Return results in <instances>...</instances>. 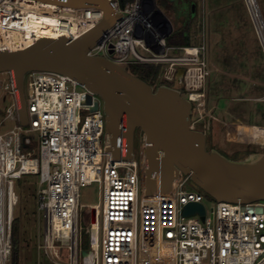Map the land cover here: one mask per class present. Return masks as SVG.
<instances>
[{"label": "built area", "instance_id": "1", "mask_svg": "<svg viewBox=\"0 0 264 264\" xmlns=\"http://www.w3.org/2000/svg\"><path fill=\"white\" fill-rule=\"evenodd\" d=\"M110 1L123 17L89 55L126 70L153 64L158 68L155 89L162 82L177 83L187 92L185 98L199 103L210 74L206 44L170 46L171 27L155 0ZM21 2L0 0L2 36L23 24ZM80 15L92 25L89 30L104 18L97 8L82 9ZM3 43L0 38V52L35 44L23 49ZM1 74L8 79H0V99L7 93L11 103L0 119V264H13L14 210L19 203L15 180L24 175L39 176L44 231L38 248L54 264H264V200L216 201L208 210L205 200L210 197L203 190H185L191 178L181 171L171 192L161 190L158 172L156 191L148 194L145 155L115 156L99 95L61 73L30 72L26 88L24 84L29 122L23 126L14 75ZM86 95H91L90 103H84ZM7 121L14 127L3 131ZM93 184H98L101 197L96 210L80 203L81 189ZM190 203L203 204L205 215H184ZM86 230L91 240L83 249L81 231Z\"/></svg>", "mask_w": 264, "mask_h": 264}, {"label": "water", "instance_id": "2", "mask_svg": "<svg viewBox=\"0 0 264 264\" xmlns=\"http://www.w3.org/2000/svg\"><path fill=\"white\" fill-rule=\"evenodd\" d=\"M40 1L77 9L97 8L104 12V18L77 39L41 38L25 50L0 52V74L14 75L23 126L29 122L25 76L30 72L61 73L76 79L103 100L106 130L116 157L133 158L136 131L143 132L148 194L156 191L158 172L161 190L171 192L172 182L181 171L217 202L264 200V155L234 161L218 151H209L207 133L193 128V103L179 89L168 85L155 89L107 58L89 55L98 40L123 17L110 0ZM166 19L172 31L171 22ZM91 100V95H86L83 101ZM97 108L98 104L94 110ZM195 213L204 216V205L190 203L184 209L186 216ZM95 214L93 209V220Z\"/></svg>", "mask_w": 264, "mask_h": 264}, {"label": "rangeland", "instance_id": "3", "mask_svg": "<svg viewBox=\"0 0 264 264\" xmlns=\"http://www.w3.org/2000/svg\"><path fill=\"white\" fill-rule=\"evenodd\" d=\"M207 8L217 14L215 26L218 31L209 36L207 59L209 77L204 88V98L193 104V128L207 133V148L218 151L234 161H245L251 157L264 155V50L246 0H205ZM264 18V0H257ZM160 3V1H159ZM213 3V4H212ZM210 18L205 22L208 26ZM200 39L204 24L199 23ZM209 35V34H208ZM192 45H201L200 41ZM7 78L0 74V79ZM25 80V88L28 83ZM182 91L177 83H167ZM158 87H156L157 89ZM11 103L5 93L0 99V119L2 111ZM14 127L7 121L3 131ZM135 150L138 159L145 155L144 134L136 131ZM187 191L201 189L192 181L184 186ZM39 176L24 175L15 180V191L19 203L14 210L18 258L16 264H54L38 246L43 241L44 213L38 204ZM80 203L90 206L101 203L98 184L81 189ZM216 200L207 198L205 204L210 210ZM85 213L82 212V215ZM82 228L86 222L81 220ZM83 249L90 246V230L81 231ZM62 261L68 262L67 250Z\"/></svg>", "mask_w": 264, "mask_h": 264}, {"label": "bare ground", "instance_id": "4", "mask_svg": "<svg viewBox=\"0 0 264 264\" xmlns=\"http://www.w3.org/2000/svg\"><path fill=\"white\" fill-rule=\"evenodd\" d=\"M246 3L264 50V27L258 1L246 0ZM20 9L23 12V24L18 29L7 32L6 37L2 36L4 32L0 29L3 44H19L18 46L24 49L41 38L59 39L64 36L71 39L79 38L89 32L92 26L81 17L82 9L71 6H60L40 0H22ZM10 48L12 51L19 49L13 46ZM93 208L96 210L97 206ZM95 247H98L97 242ZM89 257L91 262L93 255Z\"/></svg>", "mask_w": 264, "mask_h": 264}, {"label": "crops", "instance_id": "5", "mask_svg": "<svg viewBox=\"0 0 264 264\" xmlns=\"http://www.w3.org/2000/svg\"><path fill=\"white\" fill-rule=\"evenodd\" d=\"M156 4L161 11L171 22L172 32L168 39L175 32H185L187 39L190 44H196L200 41V44H207L209 36L216 33L218 29L215 26H224L225 23L222 21L219 23H215V12L209 10L207 8V4L205 0H193L192 2H188L185 0H166V3H159L160 0H155ZM213 4V3H212ZM209 17L210 21L208 26L205 28L207 23L205 22L206 18ZM200 19H202L204 24V30L201 31L202 39H200V30L199 23ZM253 19V18H252ZM255 26L254 20H252ZM206 24V25H205ZM218 24V25H217ZM209 34V35H208ZM196 46V45H193Z\"/></svg>", "mask_w": 264, "mask_h": 264}, {"label": "trees", "instance_id": "6", "mask_svg": "<svg viewBox=\"0 0 264 264\" xmlns=\"http://www.w3.org/2000/svg\"><path fill=\"white\" fill-rule=\"evenodd\" d=\"M133 0H123V3L131 2ZM188 2H192L193 0H185ZM161 3H166V0H160ZM168 44L170 46H193L190 44L187 39L185 32H175L169 39ZM127 71L131 74L141 78L145 82L153 85L156 77L158 75V68L153 64H136L131 65ZM168 82H162V84L168 85ZM169 86V85H168ZM212 199V198H211ZM18 258V249H17V241H16V231H15V220L13 222V253H12V262L13 264L17 263Z\"/></svg>", "mask_w": 264, "mask_h": 264}, {"label": "flooded vegetation", "instance_id": "7", "mask_svg": "<svg viewBox=\"0 0 264 264\" xmlns=\"http://www.w3.org/2000/svg\"><path fill=\"white\" fill-rule=\"evenodd\" d=\"M135 152H136V150H135Z\"/></svg>", "mask_w": 264, "mask_h": 264}]
</instances>
